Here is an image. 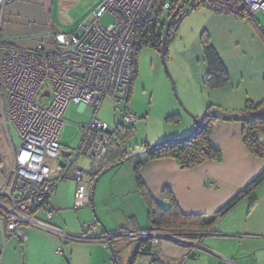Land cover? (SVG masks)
<instances>
[{
	"label": "crops",
	"instance_id": "crops-1",
	"mask_svg": "<svg viewBox=\"0 0 264 264\" xmlns=\"http://www.w3.org/2000/svg\"><path fill=\"white\" fill-rule=\"evenodd\" d=\"M79 1L14 0L4 11V21L0 28L1 45L7 48L33 49L42 44L50 48L51 41L57 34H72L68 33L69 30H66L62 22L64 15L61 4L80 3ZM92 3L95 4L86 12L88 17L102 1ZM193 12L198 20L197 29L202 31L199 40L201 50V37L204 34L228 74L224 86L208 92L209 101L214 108L235 113L242 110L247 102H262L264 26L255 18L256 14L253 20L247 21L214 13L206 7L204 10L199 8ZM194 44H198L197 37ZM197 59L201 64L194 79L197 85H202L208 71L203 50ZM181 93V99L187 104L188 99H184L187 95L180 91ZM132 94L133 84L130 97ZM201 98H204L203 95ZM127 104L126 109H129ZM76 106L82 109L87 107ZM188 108L193 111L189 105ZM9 122L6 115V93L3 87H0V191L6 184L11 155ZM194 126L195 123L189 125L186 122L184 129L177 131L172 137H182L190 133ZM211 142L222 153L220 162L205 161L189 170H181L176 162L169 158L143 163L141 174L152 196L159 201L162 191L168 189L184 214L208 216L222 208L264 170V159L251 155L242 142L241 123L217 120L212 130ZM62 149L66 151V148ZM137 157L133 159L134 164L137 160L144 161L143 156ZM104 159L99 161V170L108 165ZM68 184L70 185H67L65 203L59 198V185L48 198V206L54 212L52 223L58 225V222L62 221L67 228H63L65 231H68L69 225L64 219L61 220L62 214L57 213L74 209L75 184ZM5 202L4 198L0 197V203ZM124 227L108 231L98 230L93 225L91 232L89 228H85L77 235H89L100 240L64 243L57 236L27 226H19L13 234L4 235L0 225V264H115L108 247L101 243L102 237L107 235L106 231L111 235L119 229H122L121 232L142 231L149 229L150 224L144 227L134 220L132 226L125 229ZM215 230L218 235L205 237L199 243L200 248L190 249L194 259H184L188 253L186 249L179 246L176 247L179 249H175L160 243L156 245L158 256L168 264H264V181L221 217L215 225ZM130 243L134 244L131 257L137 245L136 242ZM112 247L117 256L120 248L116 249L113 244ZM59 249H62V254L57 253ZM171 251H174V256H171ZM146 259V264H149L150 258ZM128 260L124 264H127Z\"/></svg>",
	"mask_w": 264,
	"mask_h": 264
},
{
	"label": "built area",
	"instance_id": "built-area-1",
	"mask_svg": "<svg viewBox=\"0 0 264 264\" xmlns=\"http://www.w3.org/2000/svg\"><path fill=\"white\" fill-rule=\"evenodd\" d=\"M13 1L0 0V28L5 8ZM163 2L104 0L78 26L75 34H57L50 48L39 44L33 49H15L0 43V87L6 93L7 118L20 143L10 155L6 184L0 191V197L6 201L0 203L4 235L13 234L19 226H27L57 236L64 243L100 240L83 234L69 235L53 225L48 198L61 182L69 180L75 184L73 208L88 206V173L75 160L83 156L101 161L116 134L94 117L80 126L82 138L75 155L71 152L64 158L60 145L64 111L69 104L85 105L95 116L104 100L126 103L132 83V53L139 44L136 26L156 22ZM201 4L214 13L240 20L251 21L257 13L264 15V0H201ZM104 15L112 19L108 29L100 26ZM45 98H49L46 104ZM116 110L125 124L138 120L136 114ZM88 228L92 230L93 226ZM165 236L173 237L152 231H122L103 236L101 243L106 247L119 240H151L157 245L162 241L160 237ZM57 253L62 254V249Z\"/></svg>",
	"mask_w": 264,
	"mask_h": 264
},
{
	"label": "rangeland",
	"instance_id": "rangeland-1",
	"mask_svg": "<svg viewBox=\"0 0 264 264\" xmlns=\"http://www.w3.org/2000/svg\"><path fill=\"white\" fill-rule=\"evenodd\" d=\"M95 1L103 2L104 0H80V3L61 4L64 15L62 22L66 26V30H69L68 33L75 34L78 26L88 19L86 12L95 4L92 3ZM164 2L160 18L162 22L167 24L170 15V3L169 0H164ZM183 2L184 0H180L178 6ZM191 2L194 1L191 0ZM199 8L204 10L205 6L201 4L197 9ZM193 11L189 3L179 9L178 18H183H181L174 37L170 38L164 63L160 55L150 47H142L138 52V73L133 81V94L127 104L129 109H126V105L122 103H115L108 99L101 103L95 116L94 112L88 107L82 109L73 104L66 107L63 115L65 124L60 132V145L66 148L67 152H72V155H75L82 138L80 126L83 123L88 124L94 117L105 123L110 132L115 133L117 125L125 124L116 108L136 114L138 120L133 123V136L124 142L122 146L116 139L112 138L110 140L107 145V154L104 157V162L107 161L108 165L101 171L122 159H119L122 147L126 152L133 150L131 154H135L142 151L141 147L145 142L154 146L163 141L184 138L191 134L193 130L186 135H182V137H172L176 135L177 131L184 129L186 122L189 125L194 124V118L204 115L208 106L212 105L208 98L210 89L204 87L203 84L197 85L194 79L195 73H198L201 64V62H197V56H199L200 51L202 52L199 45L202 31L197 29L198 20L194 16L196 13L193 14ZM255 18L261 26H264L263 14H256ZM111 24L112 19L108 15L101 17V28L108 29ZM195 37L198 39L196 45L194 44ZM199 59L201 60L202 57ZM180 91L187 95L184 99H188L187 104L195 114L189 110L188 105L181 99L180 95L182 96V93L180 94ZM201 95H203V99ZM48 101L49 98H45L44 104ZM173 116H176L177 122ZM8 127L11 142L10 154L12 155V152L20 143L11 122H9ZM134 158L136 157L130 158L119 166L111 167L98 179L94 186L93 202L91 204L57 213V215L61 213V220L64 219L65 223L69 225L68 231L64 230H67V228H65L62 221H59L58 225L54 222L53 224L60 227L63 232L75 236H80L77 234H80L91 225H94L98 230L106 229L109 231L120 226L129 228L136 220L144 227L149 226L146 203L134 183ZM48 163L53 165L52 162ZM75 163L82 170L92 175L99 170L101 162L78 156ZM87 182L92 187L93 181H91L90 175L87 177ZM68 183H71V181L65 180L58 187L60 191L59 198L64 203L67 200V185H70ZM57 215L55 214L56 217H58ZM160 244L170 245L175 249H179L176 248L178 246L181 247L178 244L166 241H160ZM113 245L116 249L117 247L120 248V252L117 253L118 262L120 264L127 262L134 244L119 240L114 242ZM181 248L187 251L193 249ZM172 254H174V251H171V256H174ZM146 262V258H138L134 264H146Z\"/></svg>",
	"mask_w": 264,
	"mask_h": 264
},
{
	"label": "trees",
	"instance_id": "trees-1",
	"mask_svg": "<svg viewBox=\"0 0 264 264\" xmlns=\"http://www.w3.org/2000/svg\"><path fill=\"white\" fill-rule=\"evenodd\" d=\"M193 1L194 2L190 5L191 8L195 10L201 5V0ZM169 3L170 15L167 22L168 31L166 47L168 46L170 38L174 37L181 18H183H178V0H169ZM164 4L165 2H163L156 22L152 24L143 22L136 26L135 32L139 44L134 47L132 53L133 65L131 87L133 81L137 77V55L140 49L142 47H150L157 52H160L161 50L162 38L165 34V32L162 34V28L166 26V23L162 22L160 18ZM201 42L204 59L208 66L207 75L203 80V86L210 90L220 88L226 84L228 74L212 45L208 42L207 36L204 34L201 37ZM166 55L167 52L165 56ZM130 93L131 88L124 105L128 103ZM212 109H214V106L210 105L206 109L204 115L194 118L196 123L193 131L188 136L163 141L154 146H151L147 142L142 144V153L139 156H143L144 161L137 160L133 169L135 185L146 203L147 218L150 223V228L142 231H152L158 234L171 235L188 243H200L205 237L218 235V232L215 230L217 221L231 211L248 193L264 181L263 170L222 208L208 216L184 214L180 210L173 194L168 189L162 191L159 201L152 196L146 187L141 174L143 163L169 158L174 160L181 170H189L200 166L205 161H221V151L215 148L211 142L212 130L217 121V119L212 116ZM233 114H235V116L230 121L242 124V142L248 152L256 158L264 159V100L257 104L247 102L242 110ZM248 116H254L256 118L249 119ZM175 117L176 116H173V118ZM175 121L177 122V118H175ZM133 132V124L117 125L115 129L116 141L122 146L124 142L133 136ZM132 152L133 151L126 152L122 147L119 159H124ZM101 170L92 175L87 172L88 175L91 176V181H94ZM122 229H119V231L115 232L113 235L120 233ZM158 243H160V241ZM136 245V250L129 258L127 264H134L138 258H150L149 264H168L159 258L158 249L156 248V245L151 243V240H142L136 242ZM178 245L184 248L188 247L187 244L182 242H179ZM194 258L195 256H193L191 250H189L184 256V259Z\"/></svg>",
	"mask_w": 264,
	"mask_h": 264
},
{
	"label": "water",
	"instance_id": "water-1",
	"mask_svg": "<svg viewBox=\"0 0 264 264\" xmlns=\"http://www.w3.org/2000/svg\"><path fill=\"white\" fill-rule=\"evenodd\" d=\"M188 1H189V0H188ZM188 1L185 0V1H184V2H183V3L177 8V10H179L181 7H183ZM167 31H168V23H167L166 26H165V34H164V36H163V38H162L161 50H160V52H159V55H160L161 60H162L163 63H164L165 54H166V52H167V47H166ZM44 94L47 95V92H45ZM211 113H212V116H213L215 119H217V120H221V121H224V122H228V121H230V120L233 119L234 116H235V114H233V113H227V112H224V111H222V110H220V109H217V108L212 109ZM248 118H249V119H253V118H256V117H254V116H248ZM194 123H196V122H195V119H194ZM141 153H142V152L135 153V154H134V153H133V154H130V155H128L127 157H125L124 159L120 160L119 162H117V163L111 165V167L119 166V165H121L122 163H124V162H126L127 160H129L130 158H133V157L139 156ZM70 154H71V152L64 151L63 149L61 150V155H62L64 158L69 157ZM61 166H63V163H62V162H61ZM111 167L106 168L105 170L101 171V172L98 174V176L94 179V181H93V185H92V187H90L91 189H90V192H89V198H90V202H91V203L93 202V190H94V186H95L96 182H97L98 179H99V178H100V177H101L106 171H108ZM106 233H107V235H110V234L108 233V231H106ZM160 239H161L162 241L171 242V243H174V244H178V243L180 242L179 239L174 238V237H168V236H167V237H166V236H165V237H160ZM187 246H188V247H191V248H196V249H197V248H200L199 245H194V244H192V243H189ZM108 249H109V251H110V254H111V256H112V259H113L114 263H115V264H119L118 259H117V256H116V254H115V252H114V249H113V247H112L111 244L108 245Z\"/></svg>",
	"mask_w": 264,
	"mask_h": 264
},
{
	"label": "clouds",
	"instance_id": "clouds-1",
	"mask_svg": "<svg viewBox=\"0 0 264 264\" xmlns=\"http://www.w3.org/2000/svg\"><path fill=\"white\" fill-rule=\"evenodd\" d=\"M164 32H165V30H164ZM91 187V186H90ZM90 191V190H89ZM111 235V234H110ZM105 236V235H104ZM113 243H111V245H112ZM107 247H108V245H107Z\"/></svg>",
	"mask_w": 264,
	"mask_h": 264
},
{
	"label": "flooded vegetation",
	"instance_id": "flooded-vegetation-1",
	"mask_svg": "<svg viewBox=\"0 0 264 264\" xmlns=\"http://www.w3.org/2000/svg\"><path fill=\"white\" fill-rule=\"evenodd\" d=\"M162 30L164 31L165 30V27H163Z\"/></svg>",
	"mask_w": 264,
	"mask_h": 264
}]
</instances>
